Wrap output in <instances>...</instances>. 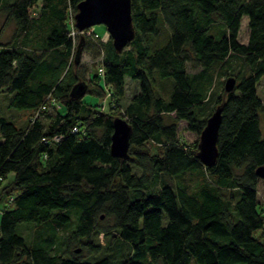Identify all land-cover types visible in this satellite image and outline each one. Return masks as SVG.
I'll use <instances>...</instances> for the list:
<instances>
[{
    "label": "trees",
    "instance_id": "16d2710c",
    "mask_svg": "<svg viewBox=\"0 0 264 264\" xmlns=\"http://www.w3.org/2000/svg\"><path fill=\"white\" fill-rule=\"evenodd\" d=\"M80 1L0 0L4 24L15 28L10 42H0V93L11 94L9 107L29 113L22 126L0 116V177L13 175L2 187L12 207L0 215V264H264L255 172L264 165L257 94L264 0H130L134 37L120 51L111 37L101 43L76 34L73 41L70 16ZM243 16L246 43L237 39ZM89 39L104 75L97 68L85 81L74 55ZM232 54L248 72L225 92L215 79L232 76L224 69ZM127 78L138 91L120 115L131 126L122 159L110 153L115 114L94 105L105 99L118 110ZM79 81L86 91L72 97ZM218 106L217 154L204 165L198 141L180 139L177 123L165 124L162 114L200 135ZM186 171L201 180L193 189L165 180ZM102 217L112 223L102 225ZM21 222L64 228L63 247L41 236L29 245L16 231Z\"/></svg>",
    "mask_w": 264,
    "mask_h": 264
},
{
    "label": "rangeland",
    "instance_id": "374dc122",
    "mask_svg": "<svg viewBox=\"0 0 264 264\" xmlns=\"http://www.w3.org/2000/svg\"><path fill=\"white\" fill-rule=\"evenodd\" d=\"M34 13L37 11L36 8H33ZM5 16L0 11V30L2 29V33L0 36V42H10L12 39V34L15 31L13 23L4 24ZM93 30L99 34L104 33L106 30V27L103 24H96L92 26ZM221 26L218 25L217 28H212V32H218V29H220ZM217 36V35H216ZM248 37V26H247V17L243 16L240 20V27L238 31L237 39L240 43H246ZM98 49L95 45V42L91 39L88 40V42L85 44L84 48L82 47L80 49V57H79V63L77 65V73L79 76L83 78V80L88 81L90 77L97 72V68L99 65V62L101 60V55H97ZM188 70H191L190 63L187 64ZM227 67L229 73H231L232 76H234L237 80L241 75L247 74L248 70L246 65L243 62L242 57L232 54L228 57L227 62L224 66V69ZM225 78H222L218 74L216 75V86L222 87V82ZM82 80V79H81ZM221 82V83H220ZM89 83V82H87ZM93 85V84H92ZM126 92L125 96L119 101V109L114 110V112L109 110V105H106V102H103L102 106H98L97 100L94 107L97 110L104 111V112H111L114 115V117H120L122 114L123 109L125 108V103L128 100L129 97H131L133 94L137 92V84L136 81L131 80L130 78L126 79ZM257 94L261 98L263 102V111L260 114L261 119V127L264 132V78L261 79L257 84ZM11 97V94L9 92H3L0 93V116L6 118L7 120H10L14 122L16 126H22V124L25 122V119L28 118L29 113L27 109H17L13 107L8 106V101ZM91 95L86 94L84 96V100L90 101ZM94 101V100H92ZM100 102V100H99ZM217 105L214 106V108ZM163 121L165 124H170L172 122L177 123L178 127V136L180 139H182L185 142L191 143L194 141H198L200 135H196L193 132L188 131L185 128V124H180L179 121H176L173 117V114L163 113ZM123 118V117H122ZM182 123V122H181ZM145 148L149 149L151 153H158L159 152V146H156L154 143L147 142L145 144ZM132 166V165H131ZM132 172H135L137 174L140 173V170L136 166H132ZM13 179V175H9L6 179L0 180V215L1 212L5 209L11 208L12 203L9 201V195L11 193L10 190L6 192H2V187L6 184H8ZM165 180L167 182L171 183H182L187 184L191 189L195 188L201 180L199 177L196 176V174L192 171H186L180 176H174V177H166ZM257 199H258V209L260 212L263 210L264 215V179H260L257 186ZM102 225L109 226L112 222L111 219H105L102 217L101 219ZM16 231L21 234L26 242L30 245L38 236H41L45 239H52L57 245H62L65 241V235L67 234V231L62 228L54 225L53 227H44L43 225H35V223L32 222H21L18 223L16 226ZM99 243H103L104 241V235L103 234H97L95 238ZM75 248L74 247H71ZM80 256L82 258H87L89 255L85 251L79 252Z\"/></svg>",
    "mask_w": 264,
    "mask_h": 264
},
{
    "label": "water",
    "instance_id": "95a60500",
    "mask_svg": "<svg viewBox=\"0 0 264 264\" xmlns=\"http://www.w3.org/2000/svg\"><path fill=\"white\" fill-rule=\"evenodd\" d=\"M76 8L77 11L73 16L74 26L78 30H84L96 24H103L116 51L122 50L133 39L134 27L130 0H81ZM79 57L80 46L77 47L74 55L75 65L79 63ZM235 84V77L228 76L223 83L224 91H233ZM86 87L85 81H79L72 86L70 95L72 97L81 96L85 93ZM220 123L221 107L218 106L207 118L200 133L197 155L204 165L212 164L216 158V142ZM112 125L110 153L114 157L127 159L131 126L121 117L114 118ZM255 172L259 178L264 179V165L258 166Z\"/></svg>",
    "mask_w": 264,
    "mask_h": 264
},
{
    "label": "built area",
    "instance_id": "2783aa9c",
    "mask_svg": "<svg viewBox=\"0 0 264 264\" xmlns=\"http://www.w3.org/2000/svg\"><path fill=\"white\" fill-rule=\"evenodd\" d=\"M70 26H71V30H70V34H69V35L72 37L73 41H74V37L76 36V34H81V35H83V36L90 37L91 39H94L95 41L99 40L101 43H105V42L108 40V38L110 37V35H109V33H108L107 30H105V32H104V33H101V34L95 32V31L93 30L92 27H90V28H86V29H84V30H78V29L74 26V20L71 19V16H70ZM98 73H99L100 75H104V69H103V66H99V67H98ZM106 92H107V97H108V96H109V91H106ZM52 101H53V99H52ZM105 101H106V100L104 99L103 102H105ZM53 103H54V101H53ZM41 108H42V107H41ZM41 108H40V109H41ZM40 109H39V110H40ZM39 110H38V111H39ZM36 112H37V111H36ZM72 130H73L74 132L78 131V127H77V126H74V127L72 128ZM42 139L46 142V139H45V138H42ZM53 139H54V140H58V139H59V136H54ZM0 180H1V177H0Z\"/></svg>",
    "mask_w": 264,
    "mask_h": 264
},
{
    "label": "crops",
    "instance_id": "0c3cea01",
    "mask_svg": "<svg viewBox=\"0 0 264 264\" xmlns=\"http://www.w3.org/2000/svg\"><path fill=\"white\" fill-rule=\"evenodd\" d=\"M136 84H137V88H138V83L136 82ZM125 85H126V81H125ZM137 91H138V89H137ZM125 92H126V88H125ZM137 93V92H136ZM125 96V95H124ZM131 97H129L128 98V100L126 101V103H125V105L128 103V101H129V99H130ZM180 122V124H185V122L184 121H179ZM182 122V123H181ZM185 126H186V124H185ZM257 194H258V192H257ZM263 204H264V201H263Z\"/></svg>",
    "mask_w": 264,
    "mask_h": 264
}]
</instances>
